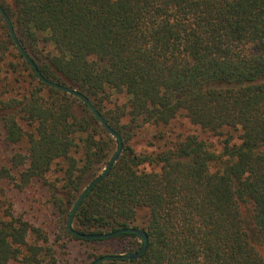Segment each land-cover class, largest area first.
Here are the masks:
<instances>
[{
	"label": "trees",
	"instance_id": "16d2710c",
	"mask_svg": "<svg viewBox=\"0 0 264 264\" xmlns=\"http://www.w3.org/2000/svg\"><path fill=\"white\" fill-rule=\"evenodd\" d=\"M0 5L42 77L76 88L121 137L73 229L134 227L148 243L138 259L102 264H264V0ZM0 77L2 144L17 148L0 162V264H57L54 246L65 253L74 241L85 247L83 264L111 245L139 251L134 234L83 240L67 231L84 181L104 171L118 142L78 98L37 78L1 16ZM181 116L220 150L195 135L150 153L130 143L138 129ZM60 164L57 187L47 175ZM37 184L49 187L55 244L14 208V196Z\"/></svg>",
	"mask_w": 264,
	"mask_h": 264
},
{
	"label": "rangeland",
	"instance_id": "374dc122",
	"mask_svg": "<svg viewBox=\"0 0 264 264\" xmlns=\"http://www.w3.org/2000/svg\"><path fill=\"white\" fill-rule=\"evenodd\" d=\"M5 3L12 7V0H3ZM28 53V52H27ZM29 54V53H28ZM1 80V77H0ZM69 86V85H65ZM70 87V86H69ZM188 135H195L199 139L207 141L209 144L213 145L216 151L220 150L217 144L216 138L203 132L198 127L190 124V122L181 116L171 122L165 127H152L144 126L137 131L131 138V144L137 152L150 153L153 151L163 150L167 147V142H172L176 139L184 138ZM2 131L0 129V162L12 156L17 151V148L4 146L2 144ZM63 168V164L60 166H55L51 172L47 175V180L53 182L55 185L60 186L57 180L62 177V172L60 170ZM146 171H150L152 168L146 166L144 167ZM153 170H158L154 168ZM102 173V170L97 171L96 176ZM92 177L87 178L83 187L92 180ZM48 188H42L38 184L34 187L26 190L25 192H19L14 196L16 203L14 208L18 211L26 212L31 222L36 225H42L46 232L49 234L51 242L55 244V231H54V220L52 215V210L50 208L48 198L50 191ZM56 250V258L60 259L57 264H83L86 261L87 253H85V247L83 243L79 241L71 242L67 245V250L63 253L62 249L54 246ZM126 252H134V249L126 248L125 250H118L115 245H111L107 252H104L102 248H99L97 256L111 255V254H123ZM264 258V250L261 252Z\"/></svg>",
	"mask_w": 264,
	"mask_h": 264
},
{
	"label": "water",
	"instance_id": "95a60500",
	"mask_svg": "<svg viewBox=\"0 0 264 264\" xmlns=\"http://www.w3.org/2000/svg\"><path fill=\"white\" fill-rule=\"evenodd\" d=\"M0 16L3 18L5 25L7 26L8 32L10 34L11 39L17 46L20 54L23 56L25 62L30 66V68L33 70V72L36 74L37 78L44 82L46 85L50 87L57 88L61 90L62 92H65L69 95H72L76 98H78L91 112V114L98 120L99 124L104 128V130L112 136L117 142H118V147L115 150V152L111 155L109 160L107 161V164L104 168V171L99 174L97 177H95L91 182L87 184V186L83 189V191L80 193L76 201L74 202L70 214L67 219L66 223V229L67 231L72 234L73 236L83 239V240H104V239H110L114 238L120 234L123 233H130L136 235L142 242L143 246L139 251L135 252H126L123 254H111V255H105L97 260H95L92 264H102L107 261L111 260H128V259H138L146 250L147 248V243H148V237L147 234L144 230L139 229V228H134V227H127V228H120L118 230H115L113 232H108V233H101V234H88V233H80L77 232L76 230L73 229V220H74V215L77 211V208L85 198L86 194L93 188L95 187L99 182H101L106 176L108 175L109 170L111 167L117 162L121 151H122V140L121 137L113 131L108 124L106 123L105 119L101 116V114L95 109V107L91 104L89 99L85 97L83 94H81L76 88H71L69 86L61 85L56 82L48 81L42 77L40 74L39 70L37 69L36 64L33 62L31 59L30 55L21 47L19 44L15 30L13 27V23L11 22L10 18L7 16L5 11L2 9L0 5Z\"/></svg>",
	"mask_w": 264,
	"mask_h": 264
}]
</instances>
